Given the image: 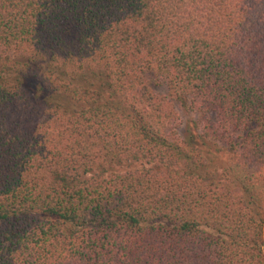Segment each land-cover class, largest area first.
Listing matches in <instances>:
<instances>
[{
    "label": "trees",
    "instance_id": "trees-1",
    "mask_svg": "<svg viewBox=\"0 0 264 264\" xmlns=\"http://www.w3.org/2000/svg\"><path fill=\"white\" fill-rule=\"evenodd\" d=\"M0 264H264V0H0Z\"/></svg>",
    "mask_w": 264,
    "mask_h": 264
},
{
    "label": "rangeland",
    "instance_id": "rangeland-1",
    "mask_svg": "<svg viewBox=\"0 0 264 264\" xmlns=\"http://www.w3.org/2000/svg\"><path fill=\"white\" fill-rule=\"evenodd\" d=\"M160 91H163V92H164L165 90H162V89H161Z\"/></svg>",
    "mask_w": 264,
    "mask_h": 264
}]
</instances>
